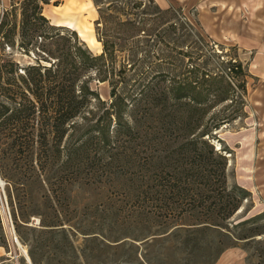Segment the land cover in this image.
Listing matches in <instances>:
<instances>
[{
  "label": "trees",
  "instance_id": "trees-1",
  "mask_svg": "<svg viewBox=\"0 0 264 264\" xmlns=\"http://www.w3.org/2000/svg\"><path fill=\"white\" fill-rule=\"evenodd\" d=\"M49 1L21 0L0 18V174L7 181L16 217L23 221L28 217L24 209L35 203L30 199L32 190H46L54 213L47 218L51 221L41 219V224L63 225L61 212L70 209L71 203L65 201H69L71 188L85 182L107 188L106 201L111 204L102 205L99 212L106 218L108 209L114 208L112 215L118 216L119 226H140L136 238L143 232L159 235L166 227L180 229L162 238L176 241L186 264L201 250L204 264H213L227 249L241 243L249 248L258 244L256 237L264 234L260 216L229 223L251 198L244 188L229 185L226 153L230 152L224 144L216 150L205 139L207 133H198L209 112L230 100L231 93L235 98L234 88L244 91L243 85L231 82L242 75L241 63L231 59L217 71L209 69L208 62L191 65L192 69L185 65L170 70L163 69L162 62L173 65L172 57H163L153 71L162 73L149 80L151 67L134 68L136 57L146 56L141 36L127 41V47L120 37V27L134 28L135 23L112 26L108 22L113 14L141 17L148 12L162 17L170 12L173 16L171 9H160L150 0L156 11L149 12L145 6L135 12L141 2L108 0L103 4V0H93L98 8L95 23L100 25L97 37L103 44V52L96 56L75 31L65 33L50 24L42 12ZM176 29L173 23L160 28V42L166 47L175 45L177 37L172 36ZM115 42L125 50L127 62L117 70ZM18 55L28 60L23 63L15 58ZM108 61L111 75L120 82L135 77L128 91L111 90L113 135L94 125L77 142L62 147L69 125L95 97L84 77L94 71L109 74ZM147 112L152 116L149 125ZM122 113L137 116L138 125L122 123ZM162 238L145 241L147 255H151L150 247L168 241L155 243Z\"/></svg>",
  "mask_w": 264,
  "mask_h": 264
},
{
  "label": "rangeland",
  "instance_id": "rangeland-1",
  "mask_svg": "<svg viewBox=\"0 0 264 264\" xmlns=\"http://www.w3.org/2000/svg\"><path fill=\"white\" fill-rule=\"evenodd\" d=\"M58 1V5L54 2ZM91 2V9L95 11V16L87 19L89 22V35L95 38L99 46L91 48L87 40L81 38L77 31L78 38L85 44L87 50L93 55H101L103 52L102 40L100 41L99 28L96 25L98 19V8ZM21 0H0V18L6 9L13 5H18ZM69 0H50L48 4L43 5V15L49 20L50 24L61 29L62 32L74 31L64 26L55 25L57 15L68 4ZM141 2L142 7L136 8L135 12H140L146 6L147 11L153 12L154 5L150 0H134ZM160 9H171L170 12L162 17L156 14H113V18L108 25H115L120 22L135 23L134 28L122 26V37L124 47H127V41H132L135 36H141L139 39L145 49L144 55L139 54L136 57L134 68L140 69L144 66L145 70L151 67L147 79L153 80L159 72H153L156 63L160 58L172 57L173 65L164 64L163 69H172L177 66L178 70L186 66L189 69L203 62L209 63V69L217 71L218 68H224V65L232 59L237 60L242 65V75L236 77V86L243 85L244 91L239 88L230 94V100L221 103L209 112L203 121V125L198 131L199 134L207 133L205 139L214 145L216 150H220L222 145L230 153L228 157V181L229 185L244 188L251 194L248 203H244L243 208L230 219V224H236L242 220L260 216V223H264V81H260L253 71V55L246 53L243 55L226 33L230 27L226 19L211 17L209 19V9L218 7L215 1L210 0H153ZM108 0H103V4ZM103 7V6H101ZM123 13V12H121ZM87 13L78 16V20L83 21ZM208 17H207V16ZM77 16V15H76ZM87 18V17H86ZM211 20V21H210ZM207 21L209 23H207ZM223 27L221 23H223ZM137 22H139L137 24ZM171 23L176 26L172 37H177L176 44H170L166 47L159 38L160 28L169 26ZM211 27L209 28V26ZM154 29L150 31L151 29ZM143 29L146 31L141 32ZM215 29L219 33L215 34ZM110 30H115L111 28ZM214 32V33H212ZM114 46L116 49L115 69H119L124 61V51L120 46ZM111 42H109V45ZM173 47V49H171ZM160 48L164 49L161 52ZM159 51L160 56L156 51ZM252 57V58H251ZM17 60L25 63L28 59L15 57ZM110 72L101 73L90 72L84 77V81L95 93V97L90 99L89 106L75 119L69 126L71 127L65 136L62 147L70 146L74 140L80 137L88 127L98 125L113 135L115 125V116L111 109L112 88H116L118 93L128 91L131 82L135 77H126L124 82L111 75V61H108ZM192 65V67H191ZM221 65V67H220ZM157 69V68H156ZM137 72V71H136ZM146 76L143 74L142 77ZM105 77V78H103ZM213 77V76H212ZM168 82V81H166ZM131 98V97H129ZM104 113L101 121L97 122ZM123 114L121 122L125 125L135 126L137 116ZM150 115V116H149ZM156 118L155 116L153 119ZM152 116L147 112V125L151 122ZM224 119L226 121L224 122ZM219 126V129H216ZM216 127V128H215ZM223 142V143H222ZM65 150V149H64ZM82 175L78 178L80 179ZM107 188L79 182L74 185L69 194L71 203L70 209L62 208L61 217L63 225L53 227L43 226L41 219L51 221L53 209L47 201L46 190H32L30 199L35 203L24 209V214H29L23 220L17 218V213L9 199V188L7 181L0 174V264H186L187 259L182 257V250L179 249L176 241L172 238H162L180 230L177 227H166L159 231V235H139L140 226L133 224L127 228V225L119 226L116 222L117 215H112L114 208L108 209L106 218L99 212L102 205L109 206L106 198L109 193ZM1 201L4 205L7 217L2 212ZM9 215H8V212ZM67 215V216H66ZM69 215V216H68ZM9 216L11 221L9 220ZM50 219H47V218ZM104 217V219H102ZM115 223V224H113ZM12 225V226H11ZM160 229V228H159ZM162 233V234H160ZM159 239L161 245H154L148 250L151 255H147L145 245L147 240ZM19 242V245L16 242ZM253 248L239 244L238 247L225 250L213 264H264V234L257 236ZM24 252L29 257L27 261ZM205 252L190 257L189 264H204ZM159 258V260H156ZM150 259V262L147 261ZM195 260V261H193Z\"/></svg>",
  "mask_w": 264,
  "mask_h": 264
},
{
  "label": "crops",
  "instance_id": "crops-1",
  "mask_svg": "<svg viewBox=\"0 0 264 264\" xmlns=\"http://www.w3.org/2000/svg\"><path fill=\"white\" fill-rule=\"evenodd\" d=\"M210 1H215L218 7L209 9V19L219 17L227 20L229 26L233 27L226 30L227 35L231 41H235L243 55H253V71L260 81H264V0ZM223 25L224 21L221 23ZM215 34H219L216 29Z\"/></svg>",
  "mask_w": 264,
  "mask_h": 264
},
{
  "label": "bare ground",
  "instance_id": "bare-ground-1",
  "mask_svg": "<svg viewBox=\"0 0 264 264\" xmlns=\"http://www.w3.org/2000/svg\"><path fill=\"white\" fill-rule=\"evenodd\" d=\"M90 5L91 2L89 0H69L68 4L63 8V11L57 15L55 25L64 26L68 29L77 31L81 38L87 40L91 48H95V46H99V43L95 40V38L89 35V29L87 26V24L89 25L87 19H91L95 16V11L91 9ZM85 12L87 15L85 18H83V21H81V19L79 21L78 16ZM16 242L19 245L17 239ZM24 254L27 261L29 262L30 260L28 255L25 252Z\"/></svg>",
  "mask_w": 264,
  "mask_h": 264
},
{
  "label": "built area",
  "instance_id": "built-area-1",
  "mask_svg": "<svg viewBox=\"0 0 264 264\" xmlns=\"http://www.w3.org/2000/svg\"><path fill=\"white\" fill-rule=\"evenodd\" d=\"M1 206H2V212H3V214H4L5 218H6V217H7V214H6V211H5V208H4V205H3L2 201H1ZM7 212H8V211H7ZM8 215H9V212H8ZM9 220L11 221L10 216H9ZM11 226H12V225H11Z\"/></svg>",
  "mask_w": 264,
  "mask_h": 264
}]
</instances>
